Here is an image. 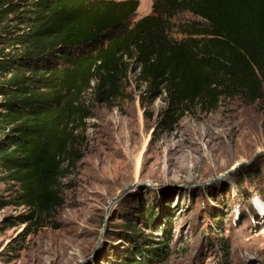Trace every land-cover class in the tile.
I'll return each mask as SVG.
<instances>
[{"label": "trees", "instance_id": "1", "mask_svg": "<svg viewBox=\"0 0 264 264\" xmlns=\"http://www.w3.org/2000/svg\"><path fill=\"white\" fill-rule=\"evenodd\" d=\"M139 7L0 0V186L10 191L0 210L28 209L9 220L25 225L22 242L65 204L62 181L82 159L89 96L123 98L134 73L151 102L165 95L158 126L167 130L198 105L264 102V0H153L151 14L133 22ZM140 216L148 227L156 212ZM126 227L137 234L133 221ZM135 236L111 264H164L170 235Z\"/></svg>", "mask_w": 264, "mask_h": 264}, {"label": "rangeland", "instance_id": "2", "mask_svg": "<svg viewBox=\"0 0 264 264\" xmlns=\"http://www.w3.org/2000/svg\"><path fill=\"white\" fill-rule=\"evenodd\" d=\"M139 1L133 22L152 12L153 0ZM129 78L123 98L86 99L82 159L62 181L65 204L54 217L22 242L25 225L9 220L28 209L0 210V264H111L126 236L165 233L173 241L164 264H223L227 245V264H264V102L224 99L212 112L198 105L159 129L165 95L151 102ZM9 195L1 185L0 197ZM148 207L156 216L147 227Z\"/></svg>", "mask_w": 264, "mask_h": 264}, {"label": "water", "instance_id": "3", "mask_svg": "<svg viewBox=\"0 0 264 264\" xmlns=\"http://www.w3.org/2000/svg\"><path fill=\"white\" fill-rule=\"evenodd\" d=\"M129 187H126L122 192L119 193V195L116 197V200L120 198V196L127 190Z\"/></svg>", "mask_w": 264, "mask_h": 264}]
</instances>
